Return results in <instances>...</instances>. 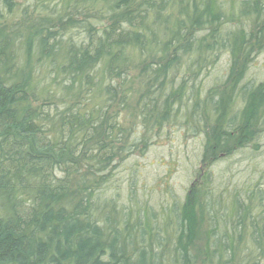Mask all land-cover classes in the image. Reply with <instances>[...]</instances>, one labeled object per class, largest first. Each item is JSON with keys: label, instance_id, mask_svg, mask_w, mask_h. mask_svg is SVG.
<instances>
[{"label": "trees", "instance_id": "16d2710c", "mask_svg": "<svg viewBox=\"0 0 264 264\" xmlns=\"http://www.w3.org/2000/svg\"><path fill=\"white\" fill-rule=\"evenodd\" d=\"M263 51L264 0H0V264H264V177L211 171L259 147ZM175 125L205 173L157 210L134 161Z\"/></svg>", "mask_w": 264, "mask_h": 264}, {"label": "rangeland", "instance_id": "374dc122", "mask_svg": "<svg viewBox=\"0 0 264 264\" xmlns=\"http://www.w3.org/2000/svg\"><path fill=\"white\" fill-rule=\"evenodd\" d=\"M230 1L235 0H226L227 3ZM226 66L227 61L224 60L217 69L209 73L203 85L210 89L217 83L215 80H223ZM247 80L254 84L264 83V51L254 60ZM256 143L259 145L257 150L248 147L213 166L212 174L220 177L215 178L216 182L226 185L231 182L240 186L247 180L253 185L261 181L262 176L264 177V132ZM203 145L204 138L199 132L193 135L180 130L178 125L171 126L168 134L166 132L154 140L145 157L134 161L138 194L147 192L149 195L146 197L152 196L151 204L157 210L161 204L170 202L172 196L179 200L186 197L191 187L200 185L201 177L198 174L205 173V168L201 166Z\"/></svg>", "mask_w": 264, "mask_h": 264}]
</instances>
